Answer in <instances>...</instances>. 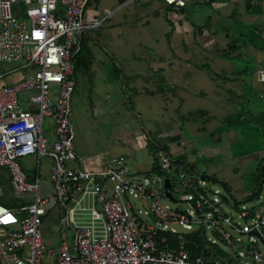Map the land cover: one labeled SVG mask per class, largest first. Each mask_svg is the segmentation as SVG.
<instances>
[{"label":"built area","instance_id":"built-area-1","mask_svg":"<svg viewBox=\"0 0 264 264\" xmlns=\"http://www.w3.org/2000/svg\"><path fill=\"white\" fill-rule=\"evenodd\" d=\"M90 1L0 0V198L5 169L13 191V201L0 202V264H44L46 257L49 264H264V183L249 195L255 204H241L165 148L153 172L143 174L124 154L76 153L75 59L85 34L113 14L89 20ZM257 80L264 99V68ZM31 156L32 175L23 162ZM44 157L52 161L58 252L47 248L41 229L53 210L40 196Z\"/></svg>","mask_w":264,"mask_h":264},{"label":"crops","instance_id":"crops-1","mask_svg":"<svg viewBox=\"0 0 264 264\" xmlns=\"http://www.w3.org/2000/svg\"><path fill=\"white\" fill-rule=\"evenodd\" d=\"M126 1L96 0L94 6L91 0L87 16L89 20H102L106 17L105 10L113 11L100 26L106 24V30L110 31L108 40L114 52L121 48L125 51L126 40L139 35L151 43L150 47L158 43L160 36L168 39V52H163L167 51L166 47L157 49V45L155 56L151 55L147 77L152 87L144 90L137 88L140 93H146H143L144 97L157 99L161 111H156L160 117L155 123L159 125L163 121L169 124L170 121L173 124L164 131L154 128L161 143L166 146L169 142L183 143L178 134L171 133L180 129L174 123H181L179 117L185 116L188 121L183 123L190 125V130L193 131L199 124V150L193 149L199 152V161L203 158L212 160V156L219 154L224 156L223 159L231 156L238 158L245 166L255 154L264 152V146L260 148L256 144L264 139V99L257 80L258 70L264 68V0H186V6L179 9L167 5L164 0H134L127 4L124 3ZM92 34L91 30L85 34L79 53L88 71L93 66L96 51L89 40ZM108 40L106 37L105 41L102 39L103 43L100 42L106 46ZM113 43L118 47H114ZM132 54L136 59L135 53ZM125 57L122 56L127 59ZM96 62L95 71L102 73L109 84L116 82V64L107 66V61L100 55ZM140 72V68L132 71L130 79L135 80V85L145 80ZM137 89L133 91L136 95ZM117 91L120 92V89ZM111 95L113 99L117 98L115 94ZM164 115L171 119H163ZM152 134L149 132L148 138L151 139ZM246 137L255 142L250 150H246L243 144ZM190 143L184 146L191 147L193 144ZM205 144L217 149L211 152L210 158L204 157L200 148ZM221 144L223 152L219 147ZM175 146L181 148L180 145ZM183 158L195 165V160L191 161L187 156ZM205 173L222 185L226 184L232 199L235 197L229 182L215 177L212 172ZM260 178L261 174L257 175L251 193L258 188ZM248 185L252 187L251 183Z\"/></svg>","mask_w":264,"mask_h":264},{"label":"rangeland","instance_id":"rangeland-1","mask_svg":"<svg viewBox=\"0 0 264 264\" xmlns=\"http://www.w3.org/2000/svg\"><path fill=\"white\" fill-rule=\"evenodd\" d=\"M95 3L96 0H92V5L95 6ZM87 15L88 13H86V17ZM106 29V24L91 29L93 34L91 36L92 38L89 40L92 42L91 47L96 51L94 62H92L93 66L90 71L83 66V63L80 60L81 54H78L75 59L77 87L72 97L71 116V121L76 131L74 148L78 156L81 158L105 151L114 156L124 154L128 158L131 168H133L137 174L151 173L156 164L154 158L156 155L151 144V139H157L159 142H162L161 138H157L159 135H156L157 133L154 128L157 127L158 131H164L168 130L170 125L173 124L169 121L171 118H169L168 115H164L162 118L169 121V124H165L162 121L157 125V123H155L156 118L158 117L156 111H161L157 99H153L149 96L144 97L143 95L146 93L144 91H141L140 93L137 88H143L142 90H144L152 87L153 84L149 82V78L147 77L149 64L152 62L151 55L155 56L156 50L154 49H156L157 45V49L159 47L160 50H163L166 47L167 51L163 52H168V39L160 36L158 43L150 47L151 43H147L143 36L139 35L138 38H128L126 40L125 45L127 49L125 51H121V48V50L114 52V50L110 49L112 44L108 40L110 31H107ZM106 37L108 45L105 43V46L102 43L106 40ZM113 39V42H115V38ZM113 46L118 47L115 43H113ZM132 53H135L136 59L133 58ZM98 55L107 61V66L110 67L112 64L117 65L114 66L117 69L116 72L118 73V76L116 77V82L113 81V84H109V81L105 80L106 77L104 78V75H101L102 73L99 74L95 71ZM122 56H126L125 58L127 59L122 58ZM118 66L122 68V73H120L121 68ZM139 68L141 71L140 73L143 74L142 78L145 80L144 82L141 81L135 85V80L130 78L132 77V71L138 70ZM108 79H110V77H108ZM4 83L7 84L8 81L4 80ZM119 89L120 92L117 91ZM136 89L138 95L133 93ZM112 93L113 95L115 94V97L117 98L113 99L111 95ZM119 93L120 97H118ZM153 104L155 105L154 108L152 107ZM179 118L181 123L174 124L180 129L175 131L178 133L177 137L180 136L184 141L183 143H181L182 141H178V143H167V150L170 151L172 156L175 158L187 156L189 160H195V166L201 172H212L215 177L229 182L232 186L233 195L235 196L233 197V201L237 200L241 204L250 201V204H255L256 199L252 198L246 200L245 198L250 195L251 189L255 185L254 180L257 178V175L262 174L263 172L262 164H264V152L261 151L262 153L260 155L255 154L253 156L254 158H252L245 166H242L241 161L238 158L231 156L223 159L224 156L219 154L214 157L212 156V160L206 161V159L202 157L203 160L199 161V152L196 153L193 151V149L199 150V136H197L199 135V132H197L199 124L192 131L190 130L192 129L190 128V125L183 123L184 121L187 122L188 119L185 116H180ZM187 129H189V131ZM139 132L142 134H139ZM149 132H153L154 134V136H152L153 134L151 135V139L148 138ZM143 134L145 135L143 138L139 137ZM171 135H174V132L171 133ZM202 141L203 140L200 139L201 143ZM188 142H192L190 144L193 145H190L191 147H185L184 144ZM206 142L208 143V141ZM175 144L180 145L181 148L178 149ZM243 144L246 147V150H250L254 147L255 142L246 137ZM256 144L260 148H263L264 139L259 140ZM206 145L207 144L200 148L203 154H205L204 157L210 158V155L212 154L211 152H216L215 150L217 149H212V147ZM219 147L223 152L222 144ZM23 162L28 168L27 173L30 175L34 174L32 170L37 165V158L35 156L26 157ZM51 165L52 161L50 159L45 157L41 159L40 166L42 171L40 177V196L42 198L50 199L51 208L53 209L44 217L41 229L47 248H55L58 252L60 226L59 215L54 201L55 190L49 181ZM2 183L5 194L0 198V202L12 200L13 191L7 169H5V173L2 176ZM249 183L252 184V187L248 185ZM136 202L139 207H143L142 203L137 199ZM164 203H168L172 206L174 205L167 199L164 200ZM206 231L208 236L214 237L209 228H206ZM219 246L224 251H228L224 243H219ZM50 261L51 258L46 257L44 259V264H49Z\"/></svg>","mask_w":264,"mask_h":264},{"label":"trees","instance_id":"trees-1","mask_svg":"<svg viewBox=\"0 0 264 264\" xmlns=\"http://www.w3.org/2000/svg\"><path fill=\"white\" fill-rule=\"evenodd\" d=\"M177 130V129H176ZM174 132V131H173ZM176 134H178V133H176V132H174V135H176ZM151 144H152V146H153V148H154V152H155V155L157 154V152H158V150H159V148H165V149H167V147H166V145H162L161 144V142H159V141H157V140H153V139H151ZM179 160H181V161H188V160H186V159H184L183 157H181V158H178ZM189 162V161H188ZM191 163V162H190ZM193 166H195L193 163H191ZM211 177V176H210ZM212 179H214L213 177H211ZM263 183H264V166H263V172H262V174H261V178H260V182H259V186H258V188L256 189V190H254L253 192L256 194L257 193V190H259V189H261V187H262V185H263ZM224 185V187L227 189V185L226 184H223ZM228 190V189H227ZM253 197H251V196H248V198L246 199V200H250V199H252ZM199 242V241H198ZM191 246V249H192V251H193V253L194 254H198L199 253V247L197 246V247H194L193 245H190Z\"/></svg>","mask_w":264,"mask_h":264},{"label":"water","instance_id":"water-1","mask_svg":"<svg viewBox=\"0 0 264 264\" xmlns=\"http://www.w3.org/2000/svg\"><path fill=\"white\" fill-rule=\"evenodd\" d=\"M165 192H166L167 195H170V193H169V183H168V181H166Z\"/></svg>","mask_w":264,"mask_h":264}]
</instances>
